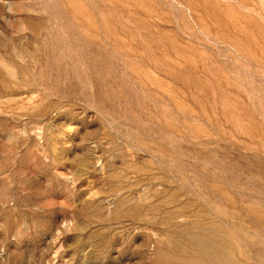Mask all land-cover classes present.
Segmentation results:
<instances>
[{
	"label": "rangeland",
	"instance_id": "1",
	"mask_svg": "<svg viewBox=\"0 0 264 264\" xmlns=\"http://www.w3.org/2000/svg\"><path fill=\"white\" fill-rule=\"evenodd\" d=\"M214 263L264 264V0H0V264Z\"/></svg>",
	"mask_w": 264,
	"mask_h": 264
},
{
	"label": "bare ground",
	"instance_id": "2",
	"mask_svg": "<svg viewBox=\"0 0 264 264\" xmlns=\"http://www.w3.org/2000/svg\"><path fill=\"white\" fill-rule=\"evenodd\" d=\"M211 238V237H210ZM207 239H209V238H207ZM212 240H214V239H212ZM209 242H210V239H209ZM208 242V243H209ZM199 246V245H198ZM200 246H202V245H200ZM207 247H208V245H206ZM209 246H211V248L213 247L211 244L209 245ZM209 249V248H208ZM215 249V248H214ZM211 250H213V249H211ZM210 250V251H211ZM208 251V250H207ZM188 252V251H187ZM206 252V251H205ZM215 252V251H214ZM189 253V252H188ZM216 253V252H215ZM210 255V254H209ZM189 256V255H188ZM202 256V255H201ZM207 257H208V255H207ZM203 258H205V257H203ZM214 258V257H213ZM195 259V258H194ZM215 259H216V257H215ZM205 260V259H204ZM206 260H207V258H206ZM208 261V260H207ZM215 261V260H214ZM209 263H210V261H209ZM216 263H217V261H216ZM215 264V263H214Z\"/></svg>",
	"mask_w": 264,
	"mask_h": 264
}]
</instances>
